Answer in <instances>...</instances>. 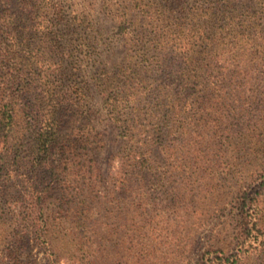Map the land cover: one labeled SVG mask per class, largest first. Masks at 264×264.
Listing matches in <instances>:
<instances>
[{
	"label": "trees",
	"instance_id": "obj_1",
	"mask_svg": "<svg viewBox=\"0 0 264 264\" xmlns=\"http://www.w3.org/2000/svg\"><path fill=\"white\" fill-rule=\"evenodd\" d=\"M258 1L235 30L227 20L234 18L235 8L226 10L231 0H0V180L28 175L32 214L38 207L47 228L52 220L63 234L49 236L47 264H59L62 254L68 264L79 261L71 260L69 244L90 243L86 220L103 182L98 141L63 133L65 112L99 99L120 131L118 174L156 170L159 162L184 169L190 156L224 155L229 137L221 143L188 135L193 120H264V0ZM101 15L130 47L112 69L98 57ZM229 39L237 50L229 49ZM222 124H214L217 135ZM236 149L264 159V139L256 134L241 137ZM118 181L130 187V178ZM79 216L85 221H75ZM70 220L73 229H84L72 242L64 237ZM143 235L147 259L152 244L149 232ZM81 255L82 263L94 262L89 249Z\"/></svg>",
	"mask_w": 264,
	"mask_h": 264
},
{
	"label": "rangeland",
	"instance_id": "obj_2",
	"mask_svg": "<svg viewBox=\"0 0 264 264\" xmlns=\"http://www.w3.org/2000/svg\"><path fill=\"white\" fill-rule=\"evenodd\" d=\"M231 1L226 10H235L234 18L227 19L228 27L241 30L244 14L256 10L259 1ZM261 23L264 27V19ZM97 29L102 33L96 34L101 38L98 57L103 67L112 69L122 64L130 47L115 23L101 15ZM232 41L229 39V49L237 50ZM63 64L66 67L69 61ZM73 72L69 67L67 74ZM98 101L88 108H81L80 103L65 112L67 120H60L63 133L91 138L98 141L93 146L100 148L95 159L103 182L86 220L90 243L74 241L84 229H73L74 220L66 224L69 229L64 237L74 241L69 244V256L79 260L75 264H86L80 259L86 249L93 254L92 264H264V159L261 155L241 157L236 149L237 141L245 135L250 138L256 134L264 139V120H193L188 138H224V143L229 137L224 155L200 154L198 160L190 156L187 160L191 165L184 169H170L159 162L156 170L134 174L122 170L118 174L120 131L108 120L101 104H96ZM84 109L89 111L79 113ZM218 121L223 124L217 135L214 124ZM181 161L180 157L173 159L176 164ZM203 162L208 165L192 167V163L196 166ZM121 177L130 178L129 188L118 181ZM4 179L0 180V264H47L49 236L63 234L57 233L52 220L47 228L46 216L38 207L32 214L33 187L28 175L15 174L7 183ZM188 209L194 213L182 219L180 215L188 213ZM78 220L85 221L80 216L75 218ZM146 231L153 252L152 257L143 259L140 249ZM61 256L59 264H68V255Z\"/></svg>",
	"mask_w": 264,
	"mask_h": 264
}]
</instances>
